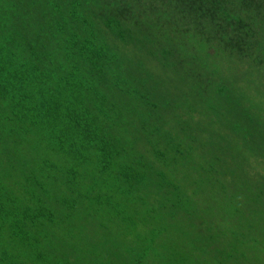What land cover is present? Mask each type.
<instances>
[{
	"label": "trees",
	"instance_id": "obj_1",
	"mask_svg": "<svg viewBox=\"0 0 264 264\" xmlns=\"http://www.w3.org/2000/svg\"><path fill=\"white\" fill-rule=\"evenodd\" d=\"M221 58L264 69V0H0V264H182L205 221L175 166L223 173L187 155L185 90L244 104ZM234 128L264 150L262 113Z\"/></svg>",
	"mask_w": 264,
	"mask_h": 264
},
{
	"label": "rangeland",
	"instance_id": "obj_2",
	"mask_svg": "<svg viewBox=\"0 0 264 264\" xmlns=\"http://www.w3.org/2000/svg\"><path fill=\"white\" fill-rule=\"evenodd\" d=\"M234 61L235 59L230 61L221 58L219 63L222 75L232 83L234 97L239 96V101L244 99V104L238 106L236 113L222 98L214 102L217 105L211 110L207 106L206 98L205 100L198 98L197 90H185L190 103L194 98L198 100L193 103L195 112L190 109L188 118L189 128L198 140L197 149H192L187 155L200 154L208 169L211 164L219 162L220 172L223 173L212 176L209 186L205 170L194 173L199 169V164L187 167L178 161L179 164L175 166L177 174L173 178L176 183L181 184L186 191L191 187V194L195 192L194 197H189L191 209L195 205L191 210L192 218L194 215H199L205 221L203 225L201 224L199 233H202L206 239L198 244H193L191 241L180 243L181 238L177 233L170 237L171 240L167 237L157 240L160 248H170V244H174V241L179 242L181 250L171 253L174 258L180 253H184V257L188 254L182 264H222L221 258L226 259L228 252L232 253V260L227 261V264H264L262 237L264 233L261 234V231H264V195L259 194L258 191L259 188L264 191V150L259 145L260 137L253 140L244 139L240 133L238 134L237 128H234V122L245 117L246 114L255 116L260 112L264 117V69H256ZM170 90V94L174 95L180 104L179 111L182 113L184 100L179 97V90L171 89L169 85L163 89L166 93ZM206 96L209 97L208 93ZM177 102L174 100L175 105ZM250 151L253 154H249ZM185 172L191 174L183 179L182 175ZM189 183H192L191 186H187ZM241 203L247 206L242 207L243 204L239 206ZM236 214L240 215L236 216ZM138 233L144 234L141 231ZM242 235L252 236L255 242L242 243ZM213 238L217 239L216 243H210V239ZM112 241L113 239H110V242ZM107 247L110 248L111 244ZM158 261L154 256H148L147 259H143V264H160ZM181 261L177 264H181ZM127 263L128 261L123 262V264Z\"/></svg>",
	"mask_w": 264,
	"mask_h": 264
}]
</instances>
